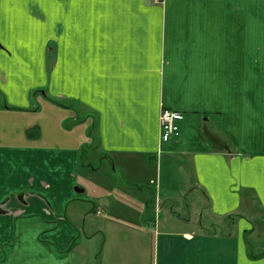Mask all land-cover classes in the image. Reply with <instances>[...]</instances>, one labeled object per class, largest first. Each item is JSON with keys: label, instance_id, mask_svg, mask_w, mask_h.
<instances>
[{"label": "crops", "instance_id": "1", "mask_svg": "<svg viewBox=\"0 0 264 264\" xmlns=\"http://www.w3.org/2000/svg\"><path fill=\"white\" fill-rule=\"evenodd\" d=\"M162 108L184 116L168 143ZM260 220L264 0H0V264H86L96 233L119 264L150 234L151 264H264Z\"/></svg>", "mask_w": 264, "mask_h": 264}, {"label": "rangeland", "instance_id": "2", "mask_svg": "<svg viewBox=\"0 0 264 264\" xmlns=\"http://www.w3.org/2000/svg\"><path fill=\"white\" fill-rule=\"evenodd\" d=\"M94 147V144H92L91 148ZM83 160L82 163L84 164H89V168L88 169H95L96 167H98L100 164H103L104 166H108L109 163H107V161L105 159H101L98 160L99 157L95 154V152L93 150H86L83 153L82 156ZM118 175H120V171L118 169V171H116ZM84 181V180H83ZM88 185L87 187H90V185L88 183L85 182H81L80 187L83 188L84 185ZM156 186L153 185H149V198L151 200V204L149 207V220H150V224H153L155 222H157V226H160V230L163 229V223L165 222V218L168 216H172L173 214L169 213V209H173L176 211L177 208L176 206L173 205V203H168L165 204L163 203V199H162V194H163V190L160 191V196H161V201L160 203H157V209H154V199H155V193L157 195L158 198V192L155 188ZM91 190V188H90ZM201 218L198 224H200L201 226H204L208 231H212V233H218V234H225L227 232V230L229 229H234V224H229L223 220L219 221V220H211L209 221L208 217H207V210H206V206L202 205L201 206ZM182 216V215H181ZM183 217V216H182ZM177 220H174V224H177V229H184V227H186V223H182L179 224L177 223ZM210 223L212 224V226L210 225ZM234 223V222H233ZM167 224V223H166ZM153 225L150 227L149 231L152 232ZM247 230H249L250 228L248 226H246ZM104 241H105V237L102 233H96L94 235H92V239L90 241H88L85 246H86V258H83L86 260V264H119L120 262L123 261H127L128 260V254L123 252H117L116 248H113V244L115 242V238L114 237H109L107 239V244H106V248L104 249V251L102 252V248L104 245ZM148 248H149V253H148V257H147V263L151 264L152 260H153V251H152V235L150 234V237H148ZM250 241L253 242V247H256L255 249L261 247L264 243V221L260 220V222L255 221V232L253 236H250ZM84 246V247H85ZM254 249V250H255ZM253 250L254 253H256ZM81 263V262H79Z\"/></svg>", "mask_w": 264, "mask_h": 264}, {"label": "built area", "instance_id": "3", "mask_svg": "<svg viewBox=\"0 0 264 264\" xmlns=\"http://www.w3.org/2000/svg\"><path fill=\"white\" fill-rule=\"evenodd\" d=\"M183 119L181 113L162 108L159 115L160 142L166 143L178 138L180 135L179 126Z\"/></svg>", "mask_w": 264, "mask_h": 264}, {"label": "trees", "instance_id": "4", "mask_svg": "<svg viewBox=\"0 0 264 264\" xmlns=\"http://www.w3.org/2000/svg\"><path fill=\"white\" fill-rule=\"evenodd\" d=\"M54 103H55V102H54ZM89 136L91 137V132H90ZM226 220L228 221V225L232 223V218H231V216H228V217L226 218ZM229 226H230V225H229ZM263 253H264V243H263V249H262V251H261L259 254H256V255L252 254V251H251V249H250L249 257H250L251 259H256V258L262 256Z\"/></svg>", "mask_w": 264, "mask_h": 264}]
</instances>
